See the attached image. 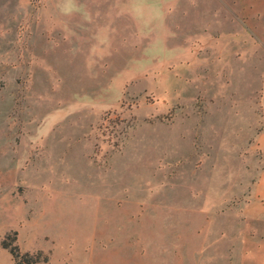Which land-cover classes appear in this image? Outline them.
<instances>
[{
	"label": "rangeland",
	"instance_id": "374dc122",
	"mask_svg": "<svg viewBox=\"0 0 264 264\" xmlns=\"http://www.w3.org/2000/svg\"><path fill=\"white\" fill-rule=\"evenodd\" d=\"M262 135L264 0H0V264H261Z\"/></svg>",
	"mask_w": 264,
	"mask_h": 264
},
{
	"label": "crops",
	"instance_id": "0c3cea01",
	"mask_svg": "<svg viewBox=\"0 0 264 264\" xmlns=\"http://www.w3.org/2000/svg\"><path fill=\"white\" fill-rule=\"evenodd\" d=\"M261 143H264V135L261 137ZM186 245L189 246V241H185ZM263 242V243H262ZM261 243V244H260ZM236 245V241H199L198 246L195 249L196 251H199L200 253L198 256H200V262L196 261V255L193 253V251L187 249V251L190 252V256L186 260H182L180 264H216L221 261L222 256L227 257L231 252V247L234 248ZM261 245V249L259 248L257 251L256 249L258 246ZM258 253H256V252ZM244 254L248 258L247 261L251 262L253 260V257L256 259H259L258 261L262 264L264 261V241H245L244 243ZM235 253V251H234ZM258 256V257H257ZM226 259V258H225ZM185 262V263H184Z\"/></svg>",
	"mask_w": 264,
	"mask_h": 264
},
{
	"label": "trees",
	"instance_id": "16d2710c",
	"mask_svg": "<svg viewBox=\"0 0 264 264\" xmlns=\"http://www.w3.org/2000/svg\"><path fill=\"white\" fill-rule=\"evenodd\" d=\"M15 241H12V243ZM3 247L5 249H9V252L15 262V264H33L34 261L31 260L32 255L29 253L20 254L19 249L16 245L11 246L10 244H7L6 241L3 242ZM40 253H37V256H39ZM23 260V261H22ZM47 262V259H46Z\"/></svg>",
	"mask_w": 264,
	"mask_h": 264
}]
</instances>
